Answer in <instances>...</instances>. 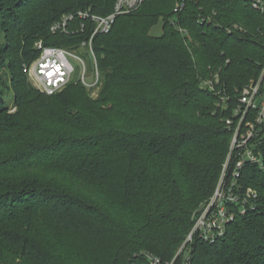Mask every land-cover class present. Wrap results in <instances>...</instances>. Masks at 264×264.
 Here are the masks:
<instances>
[{"label": "trees", "instance_id": "1", "mask_svg": "<svg viewBox=\"0 0 264 264\" xmlns=\"http://www.w3.org/2000/svg\"><path fill=\"white\" fill-rule=\"evenodd\" d=\"M115 1L0 0V71L17 109L0 99V264L170 261L214 192L232 137L224 120L264 63V19L242 0H145L93 38L96 99L75 79L38 95L22 72L35 44L71 49L91 32L52 23L107 15ZM215 74L227 108L202 86ZM255 151L264 162V139ZM239 181L256 198L223 238L194 240L189 264H264V167L245 165Z\"/></svg>", "mask_w": 264, "mask_h": 264}, {"label": "built area", "instance_id": "2", "mask_svg": "<svg viewBox=\"0 0 264 264\" xmlns=\"http://www.w3.org/2000/svg\"><path fill=\"white\" fill-rule=\"evenodd\" d=\"M145 0H116L113 10L107 15H97L89 10H78L62 15L50 26L51 33L73 35L84 33L91 27L86 40L71 49L35 44L39 55L29 64H24L22 72L29 81L46 95L63 90L73 79L80 82L92 95L101 88V78L96 57L92 48L93 38L97 34H107L116 18L137 10ZM259 13L264 19V0H242ZM185 3L175 4L174 12H180ZM182 35L186 30L178 28ZM85 52L90 58V69L77 52ZM74 60V62L72 61ZM218 74L202 81V86L220 96L222 107L227 108V98L218 91ZM237 104L231 116L225 118L226 127L232 131L229 152L222 165L216 187L209 200L198 210L193 226L185 240L170 261L162 262L151 253H145L150 264H189L190 248L194 240L213 244L225 235V229L235 218V210L241 215L246 205L257 194L251 188H243L240 180L245 165L264 167L263 157L255 151L261 139H264V63L258 77L243 86L237 97Z\"/></svg>", "mask_w": 264, "mask_h": 264}, {"label": "rangeland", "instance_id": "3", "mask_svg": "<svg viewBox=\"0 0 264 264\" xmlns=\"http://www.w3.org/2000/svg\"><path fill=\"white\" fill-rule=\"evenodd\" d=\"M149 34L152 37H160L162 34V22L160 21L155 26H153L150 29ZM3 42V35L0 33V43ZM78 55L82 56V58L85 60V63L87 65V68L90 69V58L89 55L83 51L77 52ZM72 61V60H71ZM72 62L75 63L73 60ZM28 83L30 87H32L35 91L38 92V95H43V93L37 89L28 79ZM99 94V93H98ZM97 95L89 94V98L94 100L98 97ZM15 91L10 88V75L7 70H1L0 71V99L2 102H4V108L7 109V112L10 114H13L16 112V106H15ZM256 192V191H255ZM257 194V193H256ZM253 200V199H252ZM251 201V200H250ZM250 203V202H249Z\"/></svg>", "mask_w": 264, "mask_h": 264}]
</instances>
